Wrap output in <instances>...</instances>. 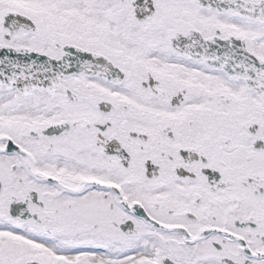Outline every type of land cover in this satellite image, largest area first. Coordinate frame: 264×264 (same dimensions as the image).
<instances>
[{"label": "snow or ice", "instance_id": "obj_1", "mask_svg": "<svg viewBox=\"0 0 264 264\" xmlns=\"http://www.w3.org/2000/svg\"><path fill=\"white\" fill-rule=\"evenodd\" d=\"M0 264H264V0H0Z\"/></svg>", "mask_w": 264, "mask_h": 264}]
</instances>
